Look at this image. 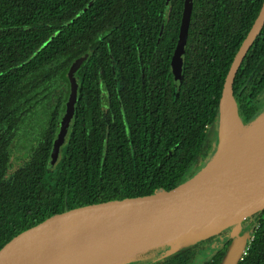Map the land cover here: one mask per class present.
Instances as JSON below:
<instances>
[{
  "label": "trees",
  "instance_id": "16d2710c",
  "mask_svg": "<svg viewBox=\"0 0 264 264\" xmlns=\"http://www.w3.org/2000/svg\"><path fill=\"white\" fill-rule=\"evenodd\" d=\"M192 2L175 78L183 0H0V248L51 213L171 188L206 164L226 73L263 0ZM77 58L74 111L52 160ZM232 89L243 124L264 111V24ZM21 130L26 150L13 163ZM245 222L251 239L237 264H264V209ZM230 240L201 264H219ZM194 253L147 264H186Z\"/></svg>",
  "mask_w": 264,
  "mask_h": 264
},
{
  "label": "water",
  "instance_id": "95a60500",
  "mask_svg": "<svg viewBox=\"0 0 264 264\" xmlns=\"http://www.w3.org/2000/svg\"><path fill=\"white\" fill-rule=\"evenodd\" d=\"M192 6V0H183L177 42L170 61L175 78L181 75ZM263 24L264 0L226 73L218 105L216 149L200 170L171 188H157L144 194L85 203L51 213L5 242L0 248V264H54L62 255L85 250L98 242L132 241L173 228L183 232L174 239L137 247L128 256L109 264L140 258L148 250L165 244L169 245L166 255H170L227 228L232 241L219 264H237L251 239L249 232L240 234L242 222L264 209V150L241 151L225 160L217 156L229 95L235 104L237 135L264 114L263 111L243 124L232 89L236 71ZM81 61L82 58H77L67 73L70 91L54 140L52 160L57 157L73 115L77 91L75 71Z\"/></svg>",
  "mask_w": 264,
  "mask_h": 264
},
{
  "label": "bare ground",
  "instance_id": "6f19581e",
  "mask_svg": "<svg viewBox=\"0 0 264 264\" xmlns=\"http://www.w3.org/2000/svg\"><path fill=\"white\" fill-rule=\"evenodd\" d=\"M228 97L229 102L225 104L226 122L222 127L221 146L217 159L225 160L241 151L256 152L264 150V114L237 135L234 130V127L238 126L235 104L230 95ZM182 232L178 228H173L156 234L138 237L132 239V241L98 242L85 250L76 253H66L59 257L54 264H109L128 256L137 247L174 239L176 238L175 236ZM124 245L125 247H123Z\"/></svg>",
  "mask_w": 264,
  "mask_h": 264
},
{
  "label": "rangeland",
  "instance_id": "374dc122",
  "mask_svg": "<svg viewBox=\"0 0 264 264\" xmlns=\"http://www.w3.org/2000/svg\"><path fill=\"white\" fill-rule=\"evenodd\" d=\"M41 117L44 118L43 114H41ZM29 121L31 122L30 126H32L34 124L37 125V121L40 123L41 119L39 118V115H38V116L31 117L29 119ZM39 130H41V126L35 127V129L32 130V131L36 134V132H38ZM33 132H30V134H29L30 137H32V135H34L33 137H36V136L39 135V132H38L37 135L33 134ZM26 134L27 133L23 134V130H21L20 133H18L17 138L13 139V141H12L11 152H12V155H13V158H12L13 159V163L15 161H17V160H20V156L26 150L23 147V146H26L25 145L26 140L24 138V135H26ZM243 222H245V220H243ZM168 250H169V245L168 244H165V245H162V246H158L156 248H152V249L148 250L147 252L143 253V255L140 258L138 257V258H136L134 260H131V261H128V262H125V263H122V264H131V263H134V262H136V263L138 262L140 264H147L151 260L155 261V260L163 259L164 256L167 254ZM213 251H214V248L206 247L205 251L201 253L203 255H201V257H199V258L197 256L195 258V260L192 261V264H201L203 260H206L209 257V253H212Z\"/></svg>",
  "mask_w": 264,
  "mask_h": 264
},
{
  "label": "flooded vegetation",
  "instance_id": "af4514ba",
  "mask_svg": "<svg viewBox=\"0 0 264 264\" xmlns=\"http://www.w3.org/2000/svg\"><path fill=\"white\" fill-rule=\"evenodd\" d=\"M229 229L230 228H227V229L219 232L216 235L210 236L206 239L198 241L195 244H192L191 246H195V253L193 255V258L190 261H188L186 264H192V261H194L197 256H198V258L201 257V255H203L201 253L205 251L206 247L215 248L217 246H222L223 242H225L228 238H230L228 235ZM251 231H252L251 224L249 222H242V230H241L240 234L242 235L245 232H247V233L249 232L251 234ZM230 239H231L230 240V242H231L232 238H230ZM211 254L212 253H209V256ZM135 263L136 262L131 263V264H135ZM137 264H140V263L137 262Z\"/></svg>",
  "mask_w": 264,
  "mask_h": 264
}]
</instances>
